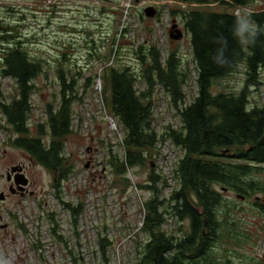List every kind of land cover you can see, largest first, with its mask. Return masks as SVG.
I'll list each match as a JSON object with an SVG mask.
<instances>
[{
	"label": "trees",
	"instance_id": "trees-1",
	"mask_svg": "<svg viewBox=\"0 0 264 264\" xmlns=\"http://www.w3.org/2000/svg\"><path fill=\"white\" fill-rule=\"evenodd\" d=\"M176 1L198 5L184 11L172 10L173 15L180 14V25L189 35L193 67L185 61L179 48L163 56L152 41L134 51L140 71L123 63V59L112 63V57H101L96 48L89 53V58L103 65L100 76L103 102L110 118L124 133L123 158L109 147L107 163L115 178L112 186L123 185L124 193L134 185L127 176L129 171L149 165L147 184L136 185L153 194L143 206L146 217L142 233L148 239L141 241L135 235L134 264H235L238 258L264 264L263 257H246L240 251L260 241L264 246V218L251 223L249 228H242L241 209L224 197L225 191L236 193L243 200L254 197V206L264 216V105L252 102L255 92L264 84L261 76L264 11L245 16L255 22L260 34L254 45L241 47L232 34L237 16L228 12L214 13L208 8L215 4L229 9L237 5L252 6L254 0ZM0 28L4 29L3 33L15 31L1 20ZM221 34L227 39L224 51L230 61L227 66H220L214 60L221 47L216 42ZM3 37L0 43L6 48L0 76L14 81L12 97L0 101V129L9 133L6 146L23 150L33 162L51 172L55 179L52 185L55 197L64 210L71 212L76 225L83 203L75 206L62 201L61 186L75 167L72 155L65 154V144L70 135L76 134L72 124V105L76 99L73 93L82 75L72 76L63 68V63L59 64L56 74L60 81V100L58 104L47 105L46 119L36 124L33 134L32 96L37 91V79L45 73V65L43 60L30 56L22 41L12 44L14 37L7 34ZM66 57L64 54V62H67ZM241 67L245 68L246 78L237 93L214 91L220 80L233 76ZM193 71L197 91L193 101L187 103L186 87L193 80ZM91 80L87 78L86 85ZM159 90L169 98L173 116L181 123L179 128L168 125L163 133L155 128L154 107ZM165 141L181 149L183 156L170 173L178 185L162 198L167 180L149 160H154L158 144ZM258 197L260 201L256 200ZM48 215L52 234L67 245L65 237L59 234L57 212L51 211ZM170 215L176 218L177 231L163 229ZM19 225L28 232L26 225ZM75 235L79 239V233ZM98 244L104 262L99 264H110L108 250L112 249V239L101 236ZM69 253L76 262L75 251L71 249Z\"/></svg>",
	"mask_w": 264,
	"mask_h": 264
},
{
	"label": "rangeland",
	"instance_id": "rangeland-1",
	"mask_svg": "<svg viewBox=\"0 0 264 264\" xmlns=\"http://www.w3.org/2000/svg\"><path fill=\"white\" fill-rule=\"evenodd\" d=\"M149 1L152 4L158 3L157 7L162 12L155 20L142 18V10L149 5L144 6L143 3ZM170 1L172 0H99L93 3L91 0H0V20L5 26L15 30L2 33L3 36L7 34L14 37L12 44H15L14 41H22L30 56L43 60L45 65V73L37 79V91L32 96L33 134L36 132V124L46 119L47 105L58 104L60 100V81L56 74L59 64L63 63V68L70 71L72 76L77 73L82 75L75 85L77 91L73 93L76 99L72 105V124L76 134L70 135L65 144V154L72 155L75 167L72 176L62 183V201L75 206L83 203L84 206L82 218L77 219V224L74 225L71 212L64 210L61 201L55 197L50 176L44 167L35 162L28 169V174L32 175L34 181V194L24 197L10 195L7 191L8 182L2 175L5 176L11 166L22 163L29 165L30 158L23 150L6 146L9 133L0 129V192L6 191L7 196L0 200V264L104 263L99 252L93 253V250L99 248L98 235L112 239V249L108 250L110 264L135 263L136 245L127 230L135 229L136 238L141 241L148 239L138 229L146 216L144 202L153 194L137 188L136 185L147 184L149 165L129 171L127 176L132 179L134 185L124 193L123 185L112 186L115 178L107 163L109 147L115 155L123 158L124 133L121 129L123 137L111 133V116L102 98L103 82L100 76L103 65L97 59L89 58V53L96 48L101 57H112V63L116 59H123V63L140 71L141 67L135 59L134 51L141 44L152 41L163 56L179 48L185 61H189L193 67L190 39L183 25H180L184 31L181 41H171L169 37L172 21H181L180 14H172V10H179L178 6ZM252 10L264 11V0L260 6L253 5ZM208 11L232 13V8L216 4L211 5ZM5 48L6 45L0 43V65ZM64 54L67 55V62L63 60ZM261 76L264 83V67L261 69ZM89 77L92 80L86 85ZM245 78V68L241 67L233 76L220 80L214 91L237 93L244 85ZM192 79L190 86L186 87L187 103L193 101L197 91L194 71ZM13 85V80L0 76V101L12 97ZM156 95V130L163 133L164 128L170 124L175 128L181 127L180 120L173 116L169 98L160 90ZM252 102L264 105V84L255 92ZM103 141L105 143H102ZM160 147L153 157L154 160L149 162L150 165L157 166V170L167 180V186L161 193V197L165 198L172 188L178 185L170 173L178 154L183 152L170 141ZM146 156L148 157V154ZM159 156L162 158V164H159ZM92 160L95 162V168L90 164ZM164 162L167 167L163 165ZM86 165L89 167L86 168ZM262 179L264 180V173ZM159 186L163 187V184ZM238 196L233 192L224 193L227 201L241 209L242 228H249L251 223L263 220L262 211L254 206V197L243 200ZM54 210L58 211L55 219L60 223L59 234L65 237L67 245L60 243L52 234V221L48 212ZM14 215L17 218H14ZM22 223L26 225L28 232L19 225ZM177 225L176 218L170 215L163 229L177 231ZM75 232L80 233L79 239ZM71 249L75 251L76 262L69 253ZM240 251L246 254V257L264 258V246L261 241L255 245H247ZM235 264L253 263L238 258Z\"/></svg>",
	"mask_w": 264,
	"mask_h": 264
},
{
	"label": "clouds",
	"instance_id": "clouds-1",
	"mask_svg": "<svg viewBox=\"0 0 264 264\" xmlns=\"http://www.w3.org/2000/svg\"><path fill=\"white\" fill-rule=\"evenodd\" d=\"M258 26L251 19L238 16L232 30L233 36L238 40L241 47H248L256 43V39L260 34ZM221 47L218 49V54L214 57L215 62L220 66H227L230 61L224 56L225 48L227 47V39L221 34L216 41Z\"/></svg>",
	"mask_w": 264,
	"mask_h": 264
},
{
	"label": "built area",
	"instance_id": "built-area-1",
	"mask_svg": "<svg viewBox=\"0 0 264 264\" xmlns=\"http://www.w3.org/2000/svg\"><path fill=\"white\" fill-rule=\"evenodd\" d=\"M171 3H175V5H177L178 7L177 8H179V10H181V11H184V10H187V9H189L190 7H197L198 5H196V4H191V5H188V4H186V3H184V2H179V1H176V0H172V1H170ZM130 3H131V1H129V5H130ZM147 4H149L150 6H155L156 5V7L159 5L158 3H151L150 1L149 2H144L143 3V5L145 6V5H147ZM146 7V6H145ZM166 10H168L167 8H166ZM234 14L236 15V16H243L244 14H247V13H253V10L251 9V8H249V7H246V6H242V5H238V6H236L235 7V9H234ZM162 13V12H161ZM161 15V14H160ZM111 121V127H110V130H111V133L113 132L114 134H116V135H122V137H123V134H121L120 133V129L121 128H119V126H118V124L112 119V118H109ZM168 144V142L167 141H165L164 143H159L158 144V147H159V149H161V147L160 146H165V145H167ZM178 149V148H177ZM179 151L181 150V149H178ZM113 151V150H112ZM182 156H183V154H181L180 153V155L178 154V158H177V161L180 159V158H182ZM109 157V156H108ZM108 160V159H107ZM158 160H159V164H162V158L159 156V158H158ZM176 161V162H177ZM90 164L92 165V167L93 168H95V162H94V160H92L91 162H90ZM176 164V163H175ZM165 167H167V165H166V163L164 162V164H163ZM72 175L70 174L69 175V177L67 178V180L71 177ZM64 182H66V180L64 181ZM63 185L61 186V193L62 194H64V191H63ZM174 188V187H173ZM173 188H172V190H173ZM145 209V208H144ZM54 211H56V210H54ZM84 211V210H83ZM57 212V214H58V211H56ZM81 214H83V212H81L80 214H79V216H78V219H81L82 218V215ZM145 217L146 216H144L143 217V219H142V223H141V227H139V229H138V231H141L142 232V228H143V225H144V221H145ZM59 222V221H58ZM128 225H129V223H127ZM127 224H125L124 225V227H126L127 226ZM53 227V226H52ZM51 227V228H52ZM127 232L129 233V235H132V237H133V239H134V237H135V235H136V233H135V229L132 231L131 230V228H129L128 230H127ZM79 233V232H78ZM80 234V233H79ZM98 234H99V232H98ZM99 236V235H98ZM105 236V235H104ZM103 237V236H102ZM99 238V237H98ZM98 240V239H97ZM90 244H93L92 242H90ZM95 252H99V248L97 247V249H95L94 250Z\"/></svg>",
	"mask_w": 264,
	"mask_h": 264
},
{
	"label": "flooded vegetation",
	"instance_id": "flooded-vegetation-1",
	"mask_svg": "<svg viewBox=\"0 0 264 264\" xmlns=\"http://www.w3.org/2000/svg\"><path fill=\"white\" fill-rule=\"evenodd\" d=\"M93 3H96L99 0H91ZM2 22V21H1ZM0 41L3 40V28H0ZM33 160L30 158V164L26 165L24 163L20 164V165H14L11 166L8 171L6 172V175H2V177H5L6 181L8 182V192L10 195L13 196H32L34 193L32 191V186L34 185V181L33 178L28 174V169L30 168V165L32 166ZM17 167V171L15 173L12 172V168ZM20 169H22V171H20ZM46 172L48 173V175L50 176V179L52 180V185L55 181L53 175L51 174V172H49L46 168H45ZM23 173L25 175V177L28 179V186L25 187V192H21L18 191L19 186L16 184V181L20 180V176L19 174ZM27 189V190H26ZM224 193H228L227 191H225ZM6 191H1L0 192V197H3V199L7 198V196L5 195Z\"/></svg>",
	"mask_w": 264,
	"mask_h": 264
},
{
	"label": "water",
	"instance_id": "water-1",
	"mask_svg": "<svg viewBox=\"0 0 264 264\" xmlns=\"http://www.w3.org/2000/svg\"><path fill=\"white\" fill-rule=\"evenodd\" d=\"M144 15L146 18L153 19L157 15V11L153 7H148L144 10ZM169 37L171 41H181L184 37V32L181 28H179L178 24L174 23L170 29ZM227 152L228 151H224V153ZM88 167L89 165H86V168ZM17 170H18L17 167L12 168L13 173H15ZM20 171H22V169H20ZM19 176H20V180L16 181V184L19 186L18 191L25 192V187L28 186L29 183L28 179L25 177L23 173L19 174ZM0 200H3V197H0ZM256 200L260 201L261 198L258 197ZM263 204H264V199H263Z\"/></svg>",
	"mask_w": 264,
	"mask_h": 264
}]
</instances>
